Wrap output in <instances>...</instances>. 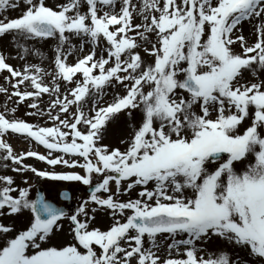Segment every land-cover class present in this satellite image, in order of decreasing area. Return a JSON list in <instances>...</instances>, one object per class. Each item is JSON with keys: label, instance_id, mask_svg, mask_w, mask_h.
<instances>
[{"label": "snow or ice", "instance_id": "6c2138e0", "mask_svg": "<svg viewBox=\"0 0 264 264\" xmlns=\"http://www.w3.org/2000/svg\"><path fill=\"white\" fill-rule=\"evenodd\" d=\"M23 3L21 15L0 19V37L11 34L21 48L20 39L53 38L52 86L43 82L39 65L14 68L3 54L0 72L9 74L4 80L16 103L32 98L28 107L35 112L27 115L47 116L53 124L8 118L16 109L6 107L0 113V160L17 173L82 182L90 194L68 213L43 193L30 198L31 185L0 175V217L29 213L19 228L0 221V264H249L226 251L197 255V241L217 238L264 264V79L258 77L264 71V0H84V12L81 0L55 8L45 0ZM17 7L14 0H0V11ZM136 18L141 22L134 24ZM253 21L249 43L242 28ZM72 37L79 39L77 51L85 43L90 50L69 64ZM246 70L256 79H244ZM117 86L123 91L101 103ZM45 93L55 99L41 111L38 98ZM133 111L139 123L129 125L131 132L119 141L123 147L102 143L107 125ZM245 119L249 124L240 130ZM8 134L43 145L47 154L17 153ZM25 157L79 167L83 174L40 170ZM244 161L236 170L234 162ZM124 194L129 198L120 199ZM60 196L70 198L67 191ZM97 211L111 218L106 229L92 226ZM65 220L69 241L42 246L63 231ZM168 240V256L161 258L159 244Z\"/></svg>", "mask_w": 264, "mask_h": 264}, {"label": "rangeland", "instance_id": "374dc122", "mask_svg": "<svg viewBox=\"0 0 264 264\" xmlns=\"http://www.w3.org/2000/svg\"><path fill=\"white\" fill-rule=\"evenodd\" d=\"M15 3H17L19 5V7L13 9V8H8L7 10L4 11H0V19L4 18V17H8V18H15L19 15L22 14L23 10L26 8V5L23 3V0H14ZM68 3L67 0H45V4L50 6V7H56L57 5H62ZM134 3H136L137 5H139L140 3H142V0H134ZM80 11L84 12L86 11V4L84 3V0H81V6H80ZM141 20H137L135 22V19L133 20V23H140ZM253 24H255V21H253L252 23H249L250 25V30L253 31ZM247 38V37H246ZM76 41V49H79V39L76 37H72L71 39V44L74 45L75 42H73L72 40ZM249 43L253 42L254 40V36L252 35L250 38H247ZM34 43H39L36 47V49H29L28 53H25L23 50L21 53L22 54V58H17V61H12L10 62V58L9 56L13 54H8L5 55V52H7L6 48H4L3 46L0 47V52L5 56L6 58V62L9 63L10 65H12L14 68H19V69H23V67L25 66V64H34V65H39L44 72L46 73L45 75L42 76L43 82L46 84H49V86H52V71H54L55 65H54V57H55V44L56 41L53 38H48L46 40H43V43L39 42L41 40H31ZM41 44H43L46 49L41 48L39 46H41ZM70 45L65 44L64 50L67 51L68 47ZM39 48V51H37V49ZM234 48L236 51H240L239 45H234ZM41 50H45V51H41ZM46 50H50L47 54H45ZM90 50V45L85 43V46L83 48L82 51H74L70 54H68L67 56V60L66 62L69 64L74 63L78 56L86 54L88 51ZM138 51H141V55H144L142 49H137ZM39 53V54H38ZM45 54V55H44ZM73 54V55H72ZM42 55H44L42 58ZM248 74H247V73ZM9 75L6 71L0 72V87H5L7 88V93L4 92H0V113L5 112V108H15V112H9L7 113L8 118H12L13 116L16 118H20L23 119L29 123L32 124H36L39 126H52L53 121L48 120L47 116H40V115H27L26 113H30V112H35L34 109H31L28 107V105L32 102V98H26L25 101L23 102H19L16 103V101H18V97L13 95L14 89L11 88V86L9 85L8 81L4 80V76ZM79 75V74H78ZM258 77L261 79H264V71H260L258 70ZM244 79L252 81L254 79H256V77H253L251 74V70H246L244 72ZM60 83V90L61 93L64 92V88H65V83L63 81H59ZM21 90H24L22 86ZM69 87H71V85H69ZM119 88V91L117 92H122L123 89H121L119 86H117ZM29 90H32L31 88H29ZM112 90L111 88H109L106 92L105 95L103 96V100H101V103H106L109 102L112 99ZM9 97H11L9 99ZM50 99H55V96L49 97V94L45 93L42 94L41 97L38 98V107L41 109V111L45 110L50 102ZM91 105H86L87 109L88 107L90 108ZM73 108L74 110V106H70ZM85 107V108H86ZM63 118V117H62ZM139 123V112L138 111H133L131 116H128V114L126 112H122L116 120L110 122L107 125V131L105 133V137L102 141V143L111 146H120L123 147L122 145H119V141L120 139L126 138L129 133L131 132V128L129 127L130 124H138ZM249 123V122H248ZM247 123V124H248ZM245 124V125H247ZM245 125H240V130H243V128H245ZM65 131H68V129H64ZM40 148V149H39ZM41 150L44 151L46 150L45 147L43 145H34L28 142V145H26V148H21L20 151H28V150ZM47 152V150H46ZM47 154V153H45ZM55 155H62L60 153L54 152L53 156ZM65 158H67V156H65ZM75 158V157H73ZM35 160H38L37 158H34ZM30 162V161H29ZM32 162V161H31ZM26 164V161L24 162ZM40 164V163H39ZM247 164V161H244L243 163H241V167L243 169V167H245ZM210 168H214L216 166L215 162L212 163L210 162L208 165ZM56 169V168H55ZM0 175H11V176H15V175H19V173L14 172L12 170H6L3 173H1ZM20 176V175H19ZM35 179L33 176H25L27 178V184L24 185L23 187H27L28 185H31V187L29 188V197L30 198H34L36 191H37V186H42V189L44 190L43 193L45 194L46 198H49L53 203H56L57 205H64V203L59 199L58 193L60 190H68L71 193V197H73L74 199V203L75 206L78 207L80 203L84 202L87 197L89 196V193L86 192V189L89 188L90 186H80L78 189L75 188V186H79V184L77 182H71V183H56V182H50L47 181L45 178H39L36 175ZM14 178V177H13ZM15 184L16 185H20L21 186V182L17 181L15 178ZM24 182V181H23ZM96 181H93V185ZM20 183V184H19ZM22 187V186H21ZM136 193L138 192V189L135 190ZM82 196V199H79V196ZM100 195H104V193H100ZM135 197V196H132ZM120 199L122 200H126L128 198L125 197H120ZM89 206V213L91 214V209L94 206L91 202H89L88 204ZM72 212V211H71ZM70 212V213H71ZM29 216L28 212H25L23 215L21 216H5V217H0V221H2L5 224H9V223H14L16 225L17 228L21 227V225L19 226L17 224V220L21 221V224H23L24 220ZM112 223L111 218L107 215L106 212H102V211H97L95 213V220L92 222V226L96 227H100L102 230L106 229L108 226H110V224ZM68 221L65 220L64 221V229L63 231L57 232L55 234H53L51 237L56 236V234L62 233L63 234V240L60 241L59 243H57L56 245H61L64 243H67L70 239L69 235H68V231L65 230V228L68 229ZM178 239L181 237H177ZM158 241H162L163 237H159L158 236ZM170 240L168 241H164L163 243L159 244V250L156 252V254L158 256H160L161 258H165L168 255H164L166 251H169L167 249V243H169ZM145 247H148V241L147 238L145 237V241H144ZM197 248H198V252L197 255L201 254V251H203V254L205 255V258H207L208 254H216L220 251H228V252H233L234 255H231L232 259H235L236 255H240L239 253L237 254V250L233 247H231L230 245L227 244L226 241H223L222 239H213L211 241L208 242H201V241H197ZM53 245V244H52ZM42 246H50L47 242L46 245H42ZM243 259L248 260L249 264H258V262L254 259H251L249 257H247V255L243 252H241L240 255Z\"/></svg>", "mask_w": 264, "mask_h": 264}, {"label": "bare ground", "instance_id": "6f19581e", "mask_svg": "<svg viewBox=\"0 0 264 264\" xmlns=\"http://www.w3.org/2000/svg\"><path fill=\"white\" fill-rule=\"evenodd\" d=\"M68 1V0H67ZM132 2L134 3V0H132ZM117 3L119 4V0H117ZM140 18H136L135 19V22L137 21V20H139ZM250 28V25H249V23L248 22H244L243 23V28H242V31H243V35L245 36V37H247V38H250L251 36H252V31L249 29ZM73 42H75V44L74 45H76V41L73 39L72 40ZM39 42H41V43H43V40H41V41H39ZM18 43L19 44H22L24 47L23 48H21V47H19L18 46V44L16 43V42H14L13 40H12V36H11V34H8V35H4V36H2V37H0V47L1 46H3L4 48H6V50H7V52H5V55H7V57H8V54H13L12 55V58H11V55L9 56V58H10V62H12V61H17L18 59L17 58H22V54L21 53H23L22 52V50L25 52V53H28V50L29 49H36V47H37V45L39 44V43H34V42H32L31 40H23V39H20L19 41H18ZM39 47H41V48H44V49H46V47L43 45V44H41V46H39ZM37 51H39V48L37 49ZM41 51H45V50H41ZM50 50H46V52H45V54H47L48 52H49ZM74 51H77V49L76 48H74ZM78 52V51H77ZM0 54H2L1 52H0ZM44 54V55H45ZM44 55H42V58H44L43 56ZM73 55V54H72ZM247 73V72H246ZM248 74V73H247ZM113 91H119V88L118 87H116L115 89H112ZM112 90H110V91H112ZM104 98L102 97L101 98V100H103ZM86 105H91V98H89V102L88 103H86L85 104V107H86ZM91 107V106H90ZM89 108V107H88ZM86 110H87V107L85 108ZM249 122V120L248 119H245L244 121H242V125H245V124H247ZM249 124V123H248ZM248 124L247 125H245V127L246 126H248ZM6 139H7V141L12 145V147H13V149L18 153V152H20V149L21 148H26V145H28L27 143H28V140H26V139H23V138H21L20 136H15V135H13V134H8L7 136H6ZM27 163H29L30 165H32V166H34V167H36L37 169H38V167L40 166V164L38 163V162H36V161H26ZM248 162V161H247ZM5 164H9V165H11V162L10 161H4V160H0V174L1 173H3L4 171H6V170H12L11 169V166H9L8 168H5L4 167V165ZM234 166H235V168H236V170H238V171H240V170H242V168H240L241 167V162H235L234 163ZM244 168V167H243ZM20 175V176H19ZM19 175H15V176H13L17 181H19V182H21V186L23 187L24 185H26L23 181V179H22V177H24V175L26 176H33L34 177V179H35V174H33L31 171H25L24 173H19ZM20 184V183H19ZM113 187H114V185H113ZM136 190V189H135ZM135 190H133L132 192H131V197L132 196H136L137 195V193H136V191ZM121 197H125V198H129V195L128 194H124V195H122ZM83 197L80 195L79 196V199H82ZM87 210H89V206H88V209ZM17 222V224L20 226V225H22L21 224V221L20 220H17L16 221ZM66 227H68V226H66ZM65 230L66 231H68V229L67 228H65ZM64 238H63V234L62 233H59V234H56V236H54V237H51L47 242H48V244L49 245H56L57 243H59L60 241H62ZM237 250V254L239 253L240 255H241V251H239L238 249H236ZM229 251V250H228ZM228 251H226V252H228ZM168 252L169 251H166L165 252V254L164 255H168ZM228 253H230L231 255H234L233 254V252H228ZM173 255H175V250H173ZM135 262H133V264H134Z\"/></svg>", "mask_w": 264, "mask_h": 264}, {"label": "water", "instance_id": "95a60500", "mask_svg": "<svg viewBox=\"0 0 264 264\" xmlns=\"http://www.w3.org/2000/svg\"><path fill=\"white\" fill-rule=\"evenodd\" d=\"M39 192L42 193L40 189H39Z\"/></svg>", "mask_w": 264, "mask_h": 264}]
</instances>
